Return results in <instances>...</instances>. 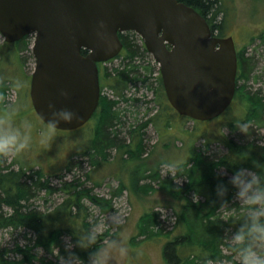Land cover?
Instances as JSON below:
<instances>
[{"label":"trees","instance_id":"16d2710c","mask_svg":"<svg viewBox=\"0 0 264 264\" xmlns=\"http://www.w3.org/2000/svg\"><path fill=\"white\" fill-rule=\"evenodd\" d=\"M178 1L193 7L205 17L215 36L225 37V28L214 23L215 18L221 12L216 0ZM119 36L125 48L122 61L118 67L111 70L106 69L102 80V88L109 86L113 97L101 95L97 113L94 114L97 123H94V127H90L92 132L88 139V146L80 152L76 151L77 155L87 158L93 167L99 165L101 161H106L113 150L118 152L122 158L125 156L129 160H135L146 149L145 130L149 125H155L158 129L159 123L164 121L165 126L169 127L168 119L166 120V116L164 115V118L161 114L154 115L146 121L137 120L132 125H127L126 114L130 111L129 107L138 103L139 100L131 97L132 95L128 94L129 91H134L133 89H136L138 84L143 85L155 93L159 105H163L165 93L160 77L157 89H154L153 83H150V77H148L150 67L145 66L148 52L143 42L139 43L138 36L133 32ZM31 38V36H26L18 41L19 56L29 49ZM83 54H86V51H83ZM253 58L246 53V50L237 51V86L233 102H239L244 111L242 118L229 123L232 131H238L235 126L237 122L246 125L247 133L245 134L249 136L264 129V90L253 91L248 85L255 66ZM21 60L24 61L23 56ZM11 86L16 89L21 87L14 80L0 75L1 110L6 104L7 92ZM165 100L167 101V98ZM241 136V140L245 142L237 143L231 138L224 137L223 144L229 153L223 157L216 159L205 152L194 149L191 158L177 167L175 177L161 179L158 171L149 175L151 179L158 181L160 187L169 194L183 200L180 212L177 214V224L184 229V232L165 244L164 259L167 263L212 264L227 261L230 264H239V261L235 259L238 255V246L227 242L226 232L229 229L235 230L240 222V215L229 219L222 216L226 207L236 206L240 209L233 199L235 189L230 184L228 185L224 198L230 201L231 205H223L216 196L215 185L220 180L226 183L228 181L229 177L223 175L220 172L221 169L232 174L238 167L253 168V160L264 163V145L256 148L246 140L247 138ZM237 153H247V159L237 162L232 158L233 154ZM75 166L80 170L83 169L82 162H77ZM72 168L73 162L68 163L66 170L72 172ZM86 178L89 179V176L86 175ZM178 178L182 180V183L175 182ZM139 180L140 178L134 183L135 190L145 194L154 190L150 183L141 184ZM84 184L85 182L80 178L74 177L72 180H62V188L58 189L51 183L49 174H45L41 168L35 171L31 169L30 173L23 167L18 170L0 168V230H25V232L27 230L34 235V239L30 238L33 241L32 245L23 247L17 244L13 250L0 246V264H36L39 257L33 251L37 248L49 255L54 254L59 248L60 253L63 254L65 251L63 238L73 231H79L92 225L89 220L92 211L85 202L89 201L93 208L101 213H110L115 210V198L121 197L127 190L125 183L120 181L119 186L110 188V197L105 198L95 194L94 189L87 188ZM59 191H64L67 197L52 210L41 212L30 208L31 201L40 193L44 192L52 196ZM193 192L204 197V201H194L190 197ZM162 233L159 213L150 210L140 217L138 232L132 241L137 243L139 237H142V240H152L161 236ZM107 236H110L109 231L99 234L98 244L105 242ZM224 250H228L230 254H226ZM77 251L81 257L87 258L86 252ZM11 252H15L20 260H12ZM60 253L58 252V255ZM40 260L42 264H56L44 258Z\"/></svg>","mask_w":264,"mask_h":264},{"label":"rangeland","instance_id":"374dc122","mask_svg":"<svg viewBox=\"0 0 264 264\" xmlns=\"http://www.w3.org/2000/svg\"><path fill=\"white\" fill-rule=\"evenodd\" d=\"M216 1L221 12L215 18L214 23L225 28V37L231 36L234 39L237 51L246 50L248 55L254 57L255 66L248 85L253 91L264 90V0ZM31 37L29 49L19 56L18 42H5L0 33V75L14 80L16 84L22 87L16 89L11 86L7 92L5 102L17 105L19 108V111L13 117L14 122L31 121L33 137L31 147L25 152L18 155L0 156V168L18 170L23 167L28 173L31 172V169L35 171L41 168L45 174H49L51 183L58 189L62 185V180L68 181L74 177L80 178L81 181L85 182V187L94 189L95 194L105 198L110 197V188L119 186V182L122 181L125 183L127 190L124 191L121 197L115 198V210L113 212L101 213L98 209L93 208L89 201L85 202L92 211V216L89 219L91 224L101 226L99 234L109 231L110 236L123 234L127 238L128 256L120 257L116 254L111 264H169L164 259V247L170 239L184 232V229L177 224V214L180 212L183 200L181 201L169 194L160 187L158 181L151 179L149 175L158 171L161 179L175 177L177 167L191 158L194 149L205 152L216 159L227 155L229 151L223 144L224 137L242 143L245 142L240 138L242 134L253 146L256 148L261 147L264 145V129H260L250 136L245 133L244 135L240 131L231 130L229 123L243 117L244 110L239 102H232L229 111L228 108L213 120L196 121L195 123L194 120L180 115L173 108H169L168 105H164V108L161 107L156 101L155 93L138 84V87L133 89L134 91L128 92L129 95H132L131 97L138 98L139 102L133 103L132 108L129 107L130 111L126 114L127 125L130 126L137 120L140 122L145 121L159 112H161L162 117L169 112V123L171 121V124L166 127L165 122L162 121L159 123L158 129L155 125H149L145 130L146 149L135 160H129L125 156L122 158L118 152L113 150L106 161H101L99 165L93 167L89 164L87 158L77 155L76 151L80 152L88 146V139L92 132L91 128L94 127V123H97L95 117L93 118L95 121L90 120L83 127L75 130L63 131L56 129L53 138L47 145L40 142V131L46 124L38 117L31 106L30 83L35 69V58L31 50L34 36ZM139 38L138 35V42L141 43ZM21 56H23L24 61L21 60ZM146 56L145 66L150 67L148 77H150V83H153V88L157 89L160 73L159 65L149 52ZM121 61L122 57L116 58L106 66L110 70L114 69L120 65ZM104 91L111 94L108 87H105ZM0 115H2L1 109ZM221 130H226L224 135L219 134ZM82 146L84 147L82 148ZM70 162H73L72 172L66 170ZM77 162H82V170L76 168ZM169 164L173 167L166 166ZM220 172L228 177L231 175L225 169H221ZM86 175L89 176V179L86 178ZM139 178V183H150L154 190L147 194L135 190L134 183ZM175 182L182 183V180L178 178ZM194 194V192L190 194L194 201H204V197L198 194L194 196ZM66 197L67 194L64 191H59L52 196L42 192L31 201L30 208L46 212L52 210ZM234 202L238 203L235 200ZM150 210L159 213L163 228L162 235L152 240H142L143 238L139 237L137 243H133L132 238L137 235L140 217ZM113 213L119 214L120 223L112 224L110 222ZM238 215L240 213L236 206L226 207L222 212L225 219L238 217ZM232 231V229H229L226 232L229 244ZM30 238L34 239V235L27 230L26 232L25 230H0V246L2 248L13 250L17 244L23 247L32 245L33 241ZM224 251L226 254H230L228 250ZM33 252L39 257L36 264H42L40 259L43 258L56 262L58 256L57 251L49 255L39 248ZM10 258L16 261L20 260L15 252L10 253ZM235 259L239 261L238 255ZM212 264L230 263L223 261Z\"/></svg>","mask_w":264,"mask_h":264},{"label":"water","instance_id":"95a60500","mask_svg":"<svg viewBox=\"0 0 264 264\" xmlns=\"http://www.w3.org/2000/svg\"><path fill=\"white\" fill-rule=\"evenodd\" d=\"M124 32L140 35L180 115L210 121L230 107L238 71L234 39L215 36L206 18L183 2L0 0L5 41L34 36L30 99L38 117L46 124L50 105L77 114L59 130L81 128L93 117L101 96L98 63L120 54Z\"/></svg>","mask_w":264,"mask_h":264},{"label":"clouds","instance_id":"9594fccd","mask_svg":"<svg viewBox=\"0 0 264 264\" xmlns=\"http://www.w3.org/2000/svg\"><path fill=\"white\" fill-rule=\"evenodd\" d=\"M63 95L67 93L62 92ZM46 117V126L40 131L41 144L47 145L61 124L70 123L77 114L70 108H56L50 105ZM19 111L17 105L4 104L0 115V156L18 155L31 147L32 123L29 120L14 122L13 117ZM238 131L247 133L246 125L237 122ZM226 130H221L224 135ZM234 160L247 159V153L233 154ZM253 168L238 167L229 176L227 183L220 180L215 185L216 196L223 205H231L224 197L230 184L235 189L233 199L240 205V222L231 233L230 245L238 246L239 264H264V163L253 160ZM173 167V165H166ZM196 196V194H194ZM112 224L120 223L118 213L110 217ZM101 226L92 224L88 228L73 231L64 239V253L56 258V264H111L114 255L127 257L129 249L126 237H105L103 245L98 244ZM87 253V258L79 255L78 251Z\"/></svg>","mask_w":264,"mask_h":264},{"label":"flooded vegetation","instance_id":"af4514ba","mask_svg":"<svg viewBox=\"0 0 264 264\" xmlns=\"http://www.w3.org/2000/svg\"><path fill=\"white\" fill-rule=\"evenodd\" d=\"M126 33H132V32H124V33H121V34H126ZM125 52V48H124V46H123V49L121 50V52H120V54L116 57V58H120V57H123V53ZM116 58H114V59H112V60H109L108 62H106V63H99L98 64V68H99V78H100V86H101V89H104L105 87H108L109 88V86H103V88H102V80L104 79V73H105V70L106 69H108V67L106 66V64H108V63H110V62H112L113 60H115ZM159 77L161 78V76H160V74H159ZM161 82H162V78H161ZM162 85H163V83H162ZM164 87V86H163ZM110 89V88H109ZM110 92H111V94H108L107 95V93L104 91V90H102V93H101V95H103V96H109L110 98L111 97H113V92L111 91V89H110ZM163 92L165 93V90L163 89ZM165 99H166V93H165ZM164 99V101H163V105H160L161 107H163L164 105H168V107L169 108H172V106L166 101ZM138 102H139V100H138ZM164 108V107H163ZM97 109H98V107H97ZM97 111V110H96ZM158 111V110H157ZM97 113V112H96ZM158 114H161V112H159V113H156V114H154V115H158ZM153 115V116H154ZM168 115H170V113L169 112H167L166 113V120L168 119V121L170 120V116H168ZM153 116H151V117H153ZM164 116V117H165ZM151 117H149V118H151ZM93 118H94V116L92 117V120H93ZM149 118H147L146 120H148ZM145 120V121H146ZM94 121V120H93ZM169 124H171V121H170V123Z\"/></svg>","mask_w":264,"mask_h":264}]
</instances>
